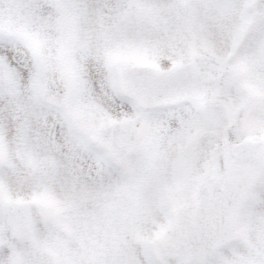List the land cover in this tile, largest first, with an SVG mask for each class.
<instances>
[{
	"label": "snow or ice",
	"instance_id": "obj_1",
	"mask_svg": "<svg viewBox=\"0 0 264 264\" xmlns=\"http://www.w3.org/2000/svg\"><path fill=\"white\" fill-rule=\"evenodd\" d=\"M0 264H264V0H0Z\"/></svg>",
	"mask_w": 264,
	"mask_h": 264
}]
</instances>
